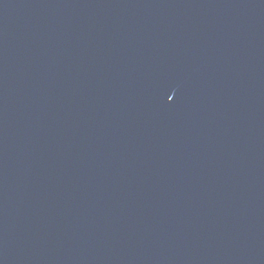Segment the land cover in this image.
<instances>
[{"label": "water", "instance_id": "water-1", "mask_svg": "<svg viewBox=\"0 0 264 264\" xmlns=\"http://www.w3.org/2000/svg\"><path fill=\"white\" fill-rule=\"evenodd\" d=\"M0 264H264V0H0Z\"/></svg>", "mask_w": 264, "mask_h": 264}]
</instances>
